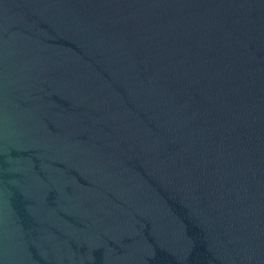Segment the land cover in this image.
I'll return each instance as SVG.
<instances>
[{
  "label": "water",
  "instance_id": "water-1",
  "mask_svg": "<svg viewBox=\"0 0 264 264\" xmlns=\"http://www.w3.org/2000/svg\"><path fill=\"white\" fill-rule=\"evenodd\" d=\"M0 264H264V0H0Z\"/></svg>",
  "mask_w": 264,
  "mask_h": 264
}]
</instances>
